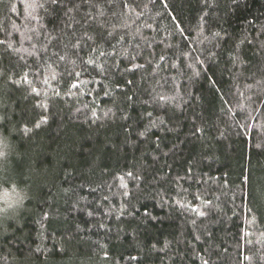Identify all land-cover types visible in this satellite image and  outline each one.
I'll return each instance as SVG.
<instances>
[{"label":"trees","instance_id":"obj_1","mask_svg":"<svg viewBox=\"0 0 264 264\" xmlns=\"http://www.w3.org/2000/svg\"><path fill=\"white\" fill-rule=\"evenodd\" d=\"M29 2L31 0H4L0 3V38H3L6 27L15 41L21 39L13 25L21 27L26 24L25 5ZM138 2L148 5L139 21L150 25L142 28L144 36L152 42L157 54L167 56L166 74L177 77L182 94L188 100L180 117L179 138L177 134L154 130L152 139L162 137L160 150L153 151L154 146L150 143L134 149L124 143L118 124L98 127L85 123L83 115L78 118L77 108L84 109L85 104H90L93 99L99 105L98 111L112 107L102 92L97 96L69 99L67 96L55 97L50 89L38 82L35 86L41 91L39 97L29 94L26 85L19 88L0 87V125H3L6 117L9 122L7 127L12 130L13 143L24 154V159L18 165V179L21 186L34 184L33 199L27 203L26 210L18 219L21 227L14 232L10 230V236L0 240V264H24L30 250L38 245H47L51 249L53 243L67 240V233L74 232L75 223L85 219L81 214L69 216L65 200L57 191L68 164L75 166L74 175L82 178L80 182H83V178L99 182L101 169L106 168V179L110 183L113 173L118 175L133 166L144 154L146 159L141 162L146 166L153 165L154 156H160L154 166L149 167L150 172L158 175L168 172L171 166L173 177L177 174L183 176L189 162H198L199 166L194 172L197 180L189 179L181 183L187 189L184 195L193 206L200 205L192 200L191 194L203 192L214 201L212 240L205 243L204 237L200 241L194 239L188 219L194 214L190 211H174L167 206L162 209L152 199L155 193H146L136 207L143 212V206L147 205L148 210L157 217L156 220L142 223L132 217L121 220L104 218L107 229H94L91 233L82 234V240H71L69 254L57 258L55 264H100L95 255L97 241L107 244L109 253L119 260V264H200L199 256L205 254L209 244L217 249L226 247L229 250L227 259L213 256L214 264H249L243 258L248 246L241 237L249 231L251 224V218L246 215L249 205L264 203L261 200L264 193V151L255 146L260 134L264 133L261 127L264 116L259 111L252 112L256 119L249 121L251 127L244 131L237 128L239 117H233L227 109L238 111V90L245 91L246 95L264 93L259 87H254L252 92L246 91V83L254 82L237 74L238 67L232 66L230 56L235 46L239 45L243 55L253 65L258 63L255 49L241 42L246 37L256 42L261 39L264 0H241L239 7H233L231 0H207V5L205 0ZM10 3L17 6L15 12L9 11ZM165 3L167 8L164 7ZM177 25L180 27L177 28ZM214 33H219V37ZM172 64L176 67H171ZM88 87L99 88L98 85ZM45 91L48 92L47 96L44 95ZM239 103L249 111L259 108V101L255 98L252 102L239 99ZM44 104H48L47 110ZM45 118L47 123H44ZM37 122L40 123L39 128L34 126ZM194 124L202 125L206 134L199 138L191 137L188 143L180 145L182 151H176L173 155L170 151L172 145L189 137ZM25 128L30 129L27 134L23 132ZM162 152H169V155L163 156ZM36 162L40 165L39 175L29 171L30 165L35 166ZM67 170L73 171L72 168ZM242 170L244 175L251 173L250 184L242 182ZM81 195L97 202L102 193L89 195L84 191ZM119 202L118 196L114 198V203ZM42 211L52 213L51 219L44 222L43 231ZM256 229H264V224L258 221L253 226L250 239L254 242L260 236ZM166 242H169L170 248L167 254L151 247L155 243L159 249ZM256 247L260 246L257 244ZM133 256L139 259L132 260ZM171 256H175L174 261L169 258ZM46 259L45 254L35 253L29 264H44Z\"/></svg>","mask_w":264,"mask_h":264},{"label":"snow or ice","instance_id":"obj_2","mask_svg":"<svg viewBox=\"0 0 264 264\" xmlns=\"http://www.w3.org/2000/svg\"><path fill=\"white\" fill-rule=\"evenodd\" d=\"M3 2L4 0H0V3ZM151 2L155 3V0ZM205 4L207 5V0ZM231 4L239 7L241 0H231ZM164 7H168L167 3ZM147 9L148 5H142L138 0H31L25 5L26 24L21 27L13 25L21 39L15 41L12 32L6 27L3 38H0V87L19 88L26 85L29 94L39 97L41 91L35 86L38 82L50 89L55 97L67 96L69 99L97 96L102 92L112 107L98 111L99 105L93 99L90 104H85L84 109L77 108L78 118L83 115L85 123L98 127L118 124L126 145L135 149L141 144L150 143L154 146L153 151L160 150L162 137L155 136L152 139L154 130L177 134L179 138L180 117L188 100L182 94L177 77L166 74L167 56L164 53L157 54L152 42L142 32L143 27H150L139 23ZM16 10L17 6L10 3L9 11ZM214 35L219 37L220 34ZM260 37L258 42L247 37L241 42L255 49L254 55L258 58L256 65L243 55L239 45L235 46L234 53L230 56L232 66L238 67L237 74L254 82L246 83L247 92L259 87L261 93H264V26L260 30ZM171 67L176 65L172 64ZM89 85H98L99 88L88 87ZM44 95L47 96L48 92L45 91ZM238 96L248 102H252L254 98L259 101V108L251 111L239 103V99L238 111L227 109L233 117H239L237 128L247 131L251 127L249 121L256 119L252 112L259 111L264 116V95H246L245 91L238 90ZM43 107L47 110L48 104ZM8 123L5 117L3 125H0V240H6L10 236V230L14 232L21 227L18 219L26 210L27 203L32 201L34 187V184L21 186L18 179V165L24 159V154L13 143ZM44 123H47L46 118ZM34 126L39 128L40 123L37 122ZM261 127L264 128V124ZM29 131L28 128L23 129L25 134ZM205 134L206 129L202 125L194 124L191 135L179 144L172 145L170 151L175 155L176 151H182L180 145L188 143L191 137L199 138ZM255 146L264 151V133L260 134ZM161 155L168 156L169 152H162ZM144 159L146 154L118 175L113 173L110 183L106 179V168L101 169L99 182L91 178H83V182H80L82 178L74 175L75 166L68 164L57 191L65 200L68 215L81 214L85 219L75 223L74 232L67 233V240L53 243L51 249L47 245H38L30 250L24 264H29L35 253L46 255L44 264H55L57 258L69 254L71 240H82V234L91 233L94 229H107L104 218L121 220L132 217L138 218L142 223L156 220L157 217L148 210L147 205L143 206V212L136 207L146 193L151 195L153 192L155 195L152 199L156 201V206L162 209L167 206L174 211L179 209L181 212L190 211L194 214L188 219L196 241H200L202 237L205 238V243L211 241L212 213L216 207L214 201L208 199L203 192L191 194L192 200L198 201L200 205L193 206L184 195L187 189L181 183L189 179L197 180L194 172L199 166L198 162H189L183 176L177 174L173 177L171 166L163 175L149 171V167L154 166L160 156H154L153 165L150 166L141 162ZM68 168L73 171H68ZM29 171L39 175V162L35 166L30 165ZM241 175L243 183H251L250 172L244 175L242 170ZM84 191L89 195L97 192L102 195L94 202L81 195ZM117 196L119 204L114 203ZM261 200L264 201V193ZM246 215L251 218V224L249 231L244 232L241 237L248 246L243 258L249 264L253 261L264 264V229H256L260 232L257 241L250 239L253 226L258 221L264 224V203L250 204ZM51 217L50 211H42V231L44 222ZM96 244L95 255L100 264H119V260L109 253L107 244L99 241ZM257 244L259 248L256 247ZM151 247L165 254L170 250L169 242L159 249L155 243ZM239 248L238 240V251ZM228 251L226 247L217 249L209 244L205 254L199 256L200 264H214L213 256L227 259ZM169 258L175 260V256ZM131 259L138 260L139 257L133 256Z\"/></svg>","mask_w":264,"mask_h":264}]
</instances>
